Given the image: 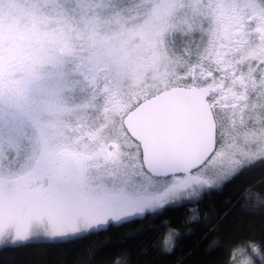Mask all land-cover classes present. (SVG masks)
I'll return each instance as SVG.
<instances>
[{"label": "snow or ice", "instance_id": "snow-or-ice-1", "mask_svg": "<svg viewBox=\"0 0 264 264\" xmlns=\"http://www.w3.org/2000/svg\"><path fill=\"white\" fill-rule=\"evenodd\" d=\"M21 8L0 19V245L74 243L264 160V0ZM261 253L264 225L231 264Z\"/></svg>", "mask_w": 264, "mask_h": 264}, {"label": "trees", "instance_id": "trees-1", "mask_svg": "<svg viewBox=\"0 0 264 264\" xmlns=\"http://www.w3.org/2000/svg\"><path fill=\"white\" fill-rule=\"evenodd\" d=\"M261 225L264 160L258 159L196 197L170 202L122 227L80 234L85 238L70 244L39 239L26 246L2 245L0 264H114L117 259L121 264H231L232 246L252 235L259 238ZM253 260L259 264L258 257Z\"/></svg>", "mask_w": 264, "mask_h": 264}, {"label": "rangeland", "instance_id": "rangeland-1", "mask_svg": "<svg viewBox=\"0 0 264 264\" xmlns=\"http://www.w3.org/2000/svg\"><path fill=\"white\" fill-rule=\"evenodd\" d=\"M22 17V8H21V0H12V3H11V6H6L3 10L2 13H0V19H3L7 22H15L17 20H19L20 18ZM241 168V167H240ZM239 169V168H238ZM237 169V170H238ZM236 170V171H237ZM234 171V172H236ZM234 172H230L228 173L227 175L221 177L220 179H218L212 187H215L219 184L222 183L223 180H225V178L229 177L230 175H232ZM208 188H204V189H201L199 194L202 193L203 191L207 190ZM196 196H191V197H184V198H178L177 200L175 201H172V202H176V201H180V200H183V199H190V198H194ZM171 202V203H172ZM167 205V204H166ZM39 239H48L47 237H44V236H35L32 238V240H39ZM49 240V239H48ZM31 241V240H30ZM2 245H5V244H2ZM0 245V246H2Z\"/></svg>", "mask_w": 264, "mask_h": 264}, {"label": "clouds", "instance_id": "clouds-1", "mask_svg": "<svg viewBox=\"0 0 264 264\" xmlns=\"http://www.w3.org/2000/svg\"><path fill=\"white\" fill-rule=\"evenodd\" d=\"M169 239V238H168Z\"/></svg>", "mask_w": 264, "mask_h": 264}]
</instances>
